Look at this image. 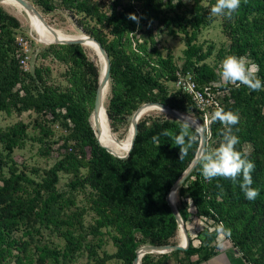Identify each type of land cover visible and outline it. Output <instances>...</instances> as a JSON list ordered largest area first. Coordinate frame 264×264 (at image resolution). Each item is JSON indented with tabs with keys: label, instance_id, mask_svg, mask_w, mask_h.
Segmentation results:
<instances>
[{
	"label": "trees",
	"instance_id": "16d2710c",
	"mask_svg": "<svg viewBox=\"0 0 264 264\" xmlns=\"http://www.w3.org/2000/svg\"><path fill=\"white\" fill-rule=\"evenodd\" d=\"M34 3L43 13L56 9L70 13L76 17V26L106 51L110 76L105 108L115 131L128 126L135 110L149 102L198 116L204 123V112L175 83L177 74H181L189 76L199 90L218 85L216 68L206 63L213 48L203 51L195 43L205 21L203 12L210 14L215 0H209L207 8L197 3L188 12L190 18L178 13L172 0ZM129 14H135L139 22L131 20ZM221 19L229 46L220 50L219 57L247 55L259 65L258 76L264 83V0H241L231 19ZM175 28L185 37L184 60L179 67L169 54L162 56L155 41L163 29L174 33ZM19 29L18 20L0 6V113L19 116L33 112L42 116L35 128L44 136L53 137L49 124H57L64 133L59 137L57 160L37 179L38 169L19 166L12 156L24 147L28 125L18 121L0 130V264H75L81 258V264H133L142 246L177 245L179 228L166 196L195 158L198 132L190 127L197 138L180 158L179 146H174L171 135L163 134H178L180 122L171 116L141 118L129 156L121 159L111 155L98 144L89 120L99 67L87 58L81 45L52 44L37 56L63 66V82L54 85L51 71L44 65L25 72L19 66L24 53L15 41ZM169 84L175 87L171 90ZM212 91L218 106L239 113V123L233 127L239 137L236 148L242 152L248 148L249 159L255 163L252 186L260 194L249 201L231 180H205L199 159L176 192L177 211L185 223L188 213L184 199L189 198L197 217L222 223L231 230L226 238L241 253L243 264H264V90L229 85ZM216 108L207 109L208 117ZM222 131L218 121L210 122L205 148L218 147ZM153 136H158L159 147ZM57 142L45 143L40 155H49ZM61 173L70 176L65 185L67 193L57 187ZM86 215H91L88 225L84 224ZM105 237L111 239L115 249L111 254L102 248ZM216 237V231L204 230L198 234L199 246L190 240L186 251L145 254L140 263H204L221 252ZM181 254L183 258H179Z\"/></svg>",
	"mask_w": 264,
	"mask_h": 264
},
{
	"label": "rangeland",
	"instance_id": "374dc122",
	"mask_svg": "<svg viewBox=\"0 0 264 264\" xmlns=\"http://www.w3.org/2000/svg\"><path fill=\"white\" fill-rule=\"evenodd\" d=\"M30 4H32L35 9L44 17L46 23L49 25V27L57 29L62 31L66 34H84L87 35L83 30L78 28L75 24L76 17H73L64 10L56 9L50 13H43L42 9L35 5L34 0H26ZM166 0H163L165 2ZM198 3L199 6L203 8H207L209 6V0H172V4L175 6V9L180 14L187 15L188 18L192 16V14H189L188 12L192 10L196 4ZM0 6L9 14L14 16L18 22L20 23V29L17 33V37L25 38V40L29 43V49L27 51L28 54V71L31 72L33 68L39 67V66H47L49 67L51 71V80L54 83V85H59L63 82V78L61 77V73L63 72L64 68L63 66L58 65L57 63L51 62L50 59H38V54L40 51H42L45 47L52 45V44H43L39 41H44L42 37L38 35V33L33 30L30 26V21L25 14L24 10L19 11L18 9L11 7L9 5H2ZM203 16L205 17V21L202 25V28L200 29L199 33L197 34L195 43L197 45H201L203 51H206L209 46L213 48L212 55L206 60V63L211 65L212 67L216 68V71L218 72L220 63L222 59L225 57H219L220 50H227L229 46V39L226 36V34L223 32L222 29V19L221 17H211L207 11L203 12ZM190 32V29L188 30ZM143 33V32H141ZM141 33H136V36H141ZM153 33H156V30H153ZM89 36V35H87ZM90 37V36H89ZM42 39V40H41ZM46 41V39H45ZM157 48L161 51V54L163 57H166L168 54L173 58L174 63L179 67L183 63V51L185 49V37L180 33V30L178 28H175L174 33H169L167 29H163L160 36L155 38ZM141 42V41H139ZM84 48V47H83ZM85 54L87 58L92 61L96 66H98L97 58L96 56L89 50L85 49ZM225 54V53H223ZM51 81L49 82V84ZM175 86L172 84H169V88L171 90ZM109 89L107 91L105 100H104V106L107 104V97H108ZM165 116H169L168 114L154 111L149 112L145 115H143L141 118L150 117V118H162ZM193 119H195L200 126L204 127V123L201 122V119L198 116H193L192 114L187 115ZM48 118V117H46ZM42 120V116H37L33 112H25L21 115H16L14 113L11 114H4L0 113V130H6L9 126H12L18 121H22L25 124L28 125L27 134L28 137L25 141V145L21 149H17L13 152L12 156L14 158V161L19 166H27L28 169L35 168L38 169L39 172L37 173V176H34V178H39L42 175L43 171L48 170L51 168L57 160V149L58 144H60V134L64 133V131H60L57 124L52 126V124H49V126L52 128L53 137L48 135L44 136L43 133L40 131L37 126V123H39ZM110 123V121H109ZM128 126H120L117 131L114 130L113 127H110L112 131L109 130L108 127V134L110 136H113L114 138L121 140L123 139L129 131L130 124H131V118L128 122ZM204 132H207L206 127H204ZM112 132V133H111ZM42 139V142H39L38 140ZM55 141V143L51 150V153L49 155H40L41 150L44 148L45 143L47 142ZM244 150L247 152L248 148H244ZM60 180L58 183V189L61 192L67 193L66 184L70 179L69 175H65L61 173ZM81 196L78 197V202L80 200ZM186 204V212L188 213L187 221L185 222V227L188 231V234L191 235L197 234L199 231H201L202 227L199 225L198 222H211L209 220H205L204 217H197L195 208L192 205V202L189 198L184 199ZM179 204V199L177 196H175V206ZM79 206H82V203L79 204ZM177 209V207H176ZM91 222V215H86L84 218V224L88 225ZM179 232V230H178ZM202 232V231H201ZM105 244L102 247L103 250H105L108 253H113L115 251L111 239L109 237H105ZM176 242L179 243V237L178 234L176 236ZM55 241H58L55 239ZM179 258H183V255H179ZM193 260H195V257H192ZM84 262V259H77L75 264H81ZM13 264V261L10 263ZM170 264H175L174 260L170 261Z\"/></svg>",
	"mask_w": 264,
	"mask_h": 264
},
{
	"label": "clouds",
	"instance_id": "9594fccd",
	"mask_svg": "<svg viewBox=\"0 0 264 264\" xmlns=\"http://www.w3.org/2000/svg\"><path fill=\"white\" fill-rule=\"evenodd\" d=\"M240 4L241 0H215V4L210 8V16L231 19ZM129 18L139 22V18L135 14H129ZM259 71V65L247 55L229 54L220 63L217 84L222 87L229 85L240 87L243 85L251 91H261L264 90V83L258 76ZM161 111L164 112L162 108ZM177 120L180 121L179 133L171 134L165 131L163 134L171 135L174 146H179L180 158H182L197 137L191 134L189 122L185 119ZM239 120L238 111L225 110L221 106H217L212 113L211 122L218 121L223 125L222 140L218 147L205 148L201 152V175L207 181L217 177L231 180L234 185H239L247 200L254 201L260 194V190L252 186V173L255 170V163L249 159V153L239 151L236 148L239 137L234 134L233 127L239 123ZM152 140L158 147L160 146L158 136H153ZM215 231L217 233V247H223L221 238L230 237L231 230L221 223L216 226Z\"/></svg>",
	"mask_w": 264,
	"mask_h": 264
},
{
	"label": "water",
	"instance_id": "95a60500",
	"mask_svg": "<svg viewBox=\"0 0 264 264\" xmlns=\"http://www.w3.org/2000/svg\"><path fill=\"white\" fill-rule=\"evenodd\" d=\"M2 1L3 0H0V2H2ZM14 1L17 4H19L23 9L33 12L45 24L44 17L28 1H26V0H14ZM45 26L49 30H51V32L54 34V36L56 38V41L54 44H58V45H81L82 44V41L78 40V39H72V40L63 39L62 37L57 35V33L54 30H52L49 27V25L45 24ZM85 38L88 40H91L92 42H94L97 45L101 56L105 60L104 71L102 73L100 72V75H99V82H98V86H97V89L95 92L93 109H92V112H91L90 117H89V120L93 121L92 129L94 130V128H98L99 117H100L101 111H104V113L107 115L106 108L104 106V100H105V97H106V94H107V91L109 88L110 61H109V57H108L106 51L104 50V48L102 47V45L98 41H96L95 39H93L92 37H89V36H85ZM153 107L154 108L157 107L160 110L162 108L164 110L163 113L168 114L169 116L173 117L176 120L177 119H185V121L189 122L191 128L195 129L198 132L199 137H200V141H199V145H198V148L196 151L195 158L193 159L191 164L188 166V168L183 172V174L176 180V182L173 184L170 192L166 196V202L169 205L171 212H172V214H173V216L177 222L179 231L181 230L183 233L184 241L181 243H178L177 245H157V246L156 245H145V246H142L141 248H139L136 251V257L133 260V264H141L140 263L141 258L145 254H166V253H171V252H175V251H186L189 248V245H190L189 234H188V231L185 227V223L183 222L179 212L176 209L174 199H175V195H176L177 190L185 182V180L189 177V175L191 174V172L195 168L196 164L198 163V161L200 159L201 152L205 149L206 142H207L205 132H204L205 130H204L203 126H200V128H198L193 122H191L189 119H187L182 113L171 109L167 105H164L161 103H156V102H149V103H145V104L141 105L139 108H137L131 117V126L133 128V136H132V140H131V144L129 146V149L127 150V153L124 156H117L114 153H112L110 150H108V148L101 145L99 142L98 136L96 135V133L94 131L98 144L102 148H104L108 153H110L111 155H113L115 157H118L121 159L127 158L129 156L131 149L133 148V145H134L137 133H138V122L141 119V115L143 114V112L146 108H153ZM107 119L109 120L108 116H107ZM177 121H179V120H177ZM116 141H117V143H119L120 146H122V143L119 140H116Z\"/></svg>",
	"mask_w": 264,
	"mask_h": 264
},
{
	"label": "bare ground",
	"instance_id": "6f19581e",
	"mask_svg": "<svg viewBox=\"0 0 264 264\" xmlns=\"http://www.w3.org/2000/svg\"><path fill=\"white\" fill-rule=\"evenodd\" d=\"M0 4L2 5H9L11 7H14L16 9H18L19 11L24 10L25 14L27 15L29 21H30V26L33 30H35L38 35L40 37H42L44 39V41H39L43 44H54L56 41V38L54 36V34L51 32V30H49L45 24L31 11L25 10L23 9L19 4H17L14 0H3L2 2H0ZM48 25V24H47ZM51 28V27H50ZM52 30H54L57 35H59L60 37H62L63 39H67V40H72V39H78L82 41V47H84L85 49L91 51L97 58V63H98V67L100 69V72L102 73L104 71V67H105V60L104 58L101 56L99 49L97 47V45L92 42L91 40H88L85 38L84 34H66L63 33L60 30L51 28ZM152 110L154 111H159L162 112L159 108L157 107H153V108H146L143 112V114L141 115V117L149 112H152ZM163 113V112H162ZM187 119H189L191 122H193L198 128H200V124L193 118L183 114ZM91 126L93 124V121H90ZM108 127L109 130H111L110 128V123L109 120L107 119V115L104 113V111H101L100 113V117H99V125L98 128H94V131L96 133V135L98 136L99 142L101 145L105 146L106 148H108V150H110L112 153H114L115 155L118 156H122L125 154V152L127 151V149H129L128 147L131 144V140H132V136H133V128L130 124V128L128 131V134L121 140H119L122 143V146L119 145V143H117L116 138H114L113 136H110L108 134ZM112 133V132H111ZM124 149V150H123ZM119 150H123L120 153L114 152V151H119ZM176 196V195H175ZM174 203H175V199H174ZM178 237H179V243L184 241L183 238V233L180 230L178 232Z\"/></svg>",
	"mask_w": 264,
	"mask_h": 264
},
{
	"label": "built area",
	"instance_id": "2783aa9c",
	"mask_svg": "<svg viewBox=\"0 0 264 264\" xmlns=\"http://www.w3.org/2000/svg\"><path fill=\"white\" fill-rule=\"evenodd\" d=\"M18 46L23 51L24 55L19 60V66L20 68L27 72L28 71V54L27 51L29 49V43L25 38L16 37L15 39ZM177 81L175 83L176 87L178 89H181L182 91L186 92L187 94L192 96V100L197 104V107L201 112H204L203 114V122L204 127L208 130L209 124L211 122V118L207 115V109L212 106H218V104L214 101V93L212 91V88L218 87V85L208 86L204 87L203 90L197 89L196 84L192 81V79L189 76L177 74ZM205 220H207L205 218ZM199 225L202 227L201 231L207 230L209 233H212L215 231L216 226L219 224H216L214 222H198ZM199 231L197 234L191 235L189 233V238L192 242V245L199 246L201 244V241L198 238V234L201 232ZM223 241V247H220L222 252L231 250L234 255L241 259L243 261L242 255L240 252H238L233 245L230 243V241L226 237L221 238ZM217 241V237H216Z\"/></svg>",
	"mask_w": 264,
	"mask_h": 264
},
{
	"label": "crops",
	"instance_id": "0c3cea01",
	"mask_svg": "<svg viewBox=\"0 0 264 264\" xmlns=\"http://www.w3.org/2000/svg\"><path fill=\"white\" fill-rule=\"evenodd\" d=\"M201 264H243V261L229 250L225 252L219 251L216 256Z\"/></svg>",
	"mask_w": 264,
	"mask_h": 264
}]
</instances>
